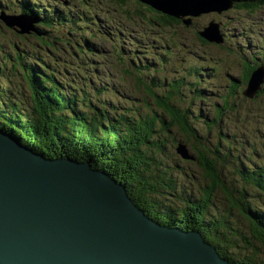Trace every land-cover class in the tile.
I'll list each match as a JSON object with an SVG mask.
<instances>
[{"label":"trees","instance_id":"1","mask_svg":"<svg viewBox=\"0 0 264 264\" xmlns=\"http://www.w3.org/2000/svg\"><path fill=\"white\" fill-rule=\"evenodd\" d=\"M17 1L25 6L13 3L7 5L5 2H0V14L3 10H10L11 7L16 12L25 13H28L27 8H41L44 14L41 10H38V13L31 11L29 14L44 17L38 18L43 25L52 24V22L61 25L65 20V23L72 28H82L88 25L69 22L71 16L63 13L53 15L51 21L48 14L56 10L55 3L66 7L64 3L66 1L68 7H71L74 2H77L95 10L101 9L102 5L110 10L114 7L112 2L121 6L126 14L123 13V17L118 16L117 9L109 19L108 14L106 15V21L101 16L106 29L99 32L95 29L94 37L97 40L101 39L103 43L105 40L111 41L115 51L112 53L115 60L110 61L122 67L124 79H120V83H106L105 87L102 86L105 83L98 85L95 91L101 94L113 93L117 98L122 97L127 92L123 86L127 78L133 81L136 89L144 93L145 102L142 109H132L123 108L119 104L104 99H99L100 101L80 100L74 93L67 95L63 93V90L59 91L58 81L53 75L56 67L53 70L52 65L42 58V54L39 53L37 56L39 57L37 66L16 55L15 58L19 61L21 71L24 72L23 78L29 89V96L32 98V109L26 113L30 115H22L16 109L18 108L17 99L10 90L8 80L0 78V107L9 112L6 117L0 116V129L11 134L21 144L46 157H69L77 161H87L93 168L109 173L125 186L130 198L143 209L146 215L168 227L199 231L205 240L216 248L220 256L236 264H264V259L259 261L257 258L261 245L264 246V165L257 164L250 167L244 164L245 166L241 165L233 171L235 176L226 173L228 162L224 155H227L230 149L226 147L228 151L225 152L221 138L226 139L228 135L220 131L219 139L216 140L213 134L208 135L207 131L205 136L203 133L198 134L192 120L194 117L192 112L188 107L181 105V100L178 98V96L183 99L184 96L187 97L185 92H180V87L186 84V81L184 76L175 75V73L186 69L187 66L183 64L171 71L173 75L167 79V82L156 76L155 70H158V66L162 63L167 64L169 51L173 53L170 47L178 45L176 39L169 38L162 25L169 22L179 24L182 23L181 20L177 21L173 17L156 11L158 15H162L160 17L154 14L153 9L148 5L143 6L145 12L156 16L155 18L144 16L142 12L132 14L131 17L128 11L130 8H126V0L109 2L47 0L52 5L48 3L45 6L42 2ZM134 1L143 5L137 0ZM235 5V7L255 9L259 5H264V0H236ZM142 19L149 20L146 28L141 23L139 24ZM0 22H2L1 19ZM5 26L17 33L15 28ZM138 26L139 35H135L134 30ZM35 32L30 34L45 44L49 43V37L56 34L50 30ZM9 37L13 38V36ZM147 37L161 40V42L156 41L157 44L151 50V54L143 55V40ZM122 40L130 41L133 47L126 48ZM54 41L58 43L59 37ZM200 41L207 44L201 38ZM87 43L88 41L85 40L84 46H79L77 52L85 51L92 56L98 52L102 62L108 60V58L104 59L105 55L100 51H94L96 46L93 42L89 45ZM18 50L23 53L29 49L22 45ZM259 51L260 60L253 63L247 62L245 56L240 55L239 59L245 64L241 84H245L254 68L264 65V43ZM149 56L151 59H148ZM91 64L95 63L91 62ZM192 68H189V71ZM105 71L109 73V76L111 75L108 68ZM166 72L169 73V70ZM196 74L199 73L196 72ZM198 83L199 80L189 83V86L193 88L191 92L194 96L203 97L205 90L198 87ZM235 83H232L233 88H236ZM160 87L163 88L162 92L157 91ZM263 93L264 90L261 88L252 99H247L249 103L257 104L254 109L259 107L257 98ZM149 101H152L154 108ZM226 104L228 105V100L222 101L221 98L218 106L214 107L215 118L209 119L208 131L213 121L216 122L224 112ZM15 119H20L23 125L18 128V131L13 129L12 122ZM171 128L187 140L193 138L198 141L199 146H193L194 150L192 149L194 154L188 148L191 159H183L175 150V153L183 160L196 161L202 170L205 182L195 191L185 189L184 183L175 174L174 166L166 162V156L168 157L173 148L172 140L167 137V132H170ZM263 130L264 126L261 129L257 128L255 135L264 134ZM233 136H235L234 133H231L228 137L233 138ZM207 137H210L212 143ZM183 140H177V145L179 142L184 143ZM262 152L256 151L254 154L257 158H261ZM255 193L262 199L257 198ZM219 194L222 195L229 210L236 211L246 224L240 227L234 225L226 215L228 213L216 211L214 205Z\"/></svg>","mask_w":264,"mask_h":264},{"label":"rangeland","instance_id":"2","mask_svg":"<svg viewBox=\"0 0 264 264\" xmlns=\"http://www.w3.org/2000/svg\"><path fill=\"white\" fill-rule=\"evenodd\" d=\"M6 1L7 0H0V2ZM8 1L18 6L21 4L25 6L23 3H18L17 0ZM102 1L109 2L111 0ZM112 4L114 7L110 10H108L106 6L103 7V5L101 9L95 10L89 8L85 4L77 2H74L71 7H68V3L66 7L61 5L62 8H57L56 11L49 14V17L52 18V16L57 13H63L71 16L69 22L88 26L72 28L65 23V20L62 21L61 25L54 22H52V24L43 25L41 22L36 21L35 26L56 33L49 37V43L47 44L38 41L33 34H30L32 32H17L20 34L19 35L11 28H7L4 23L0 22V78L8 80L10 90L17 99L18 108L16 109L22 115H30L26 113L30 112L32 109V98L29 96V89L23 78L24 72L23 70L21 71L19 61L15 56L19 55L29 63H33L37 66L39 60L37 56H39V53L43 55L42 58L46 59L49 64L52 65L53 70L54 67H56V71L54 70L55 74L53 75L58 81L59 85L57 87L60 92L63 90V93L67 95H69V93H74L80 100L92 99L96 101L104 99L119 104L123 108H143L145 95L139 89L135 88L131 79L126 78V81H124L123 86L127 92L126 94L122 92L124 93L122 97L117 98L113 93L108 92H106L107 94L96 92L98 85L105 83L102 85L105 87L106 83H120V79H124L122 67L110 61L115 60L112 54L115 51L113 50L111 41L105 40L103 43L101 39L97 40L94 37L95 29H97V32L106 29L103 20L106 21L107 14L108 19L117 9L118 16L123 17L122 14H126V11H124L121 6L113 2ZM144 5L145 4L140 5L134 0H126V8H130L128 11L131 17L132 14L136 15L142 12L144 16L148 15L155 18L156 16L145 12ZM11 9V11L7 10L10 14L21 13V11L16 12L12 7ZM61 9L62 12H59ZM38 10H41V8L26 9L28 13L31 11L38 13ZM152 12L158 15L156 11L153 10ZM41 13L44 14L42 10ZM160 14L158 16L162 17L163 14ZM174 19L177 21L181 20L177 18ZM148 21L142 19V22H139V24L141 23V25L146 28ZM209 21L219 24L220 31L224 36V42L222 44H204L200 41L197 32L202 30ZM162 26L165 27V32L169 35L170 39H176L178 41V45L170 47L173 53L169 51L167 54V64L162 63L158 66V70H155L156 76L162 81L167 82V79L173 75L171 71L181 67L183 64L187 66L186 69H181L175 73V75H182L185 77L186 84L180 87V92H185L184 94L187 97L184 96L183 99L177 96L181 100L178 99L181 105L188 107L192 112L194 116L192 120L197 128L198 134L203 133L205 136V132L207 131L209 132L208 135L212 133L216 140L219 139L220 131L228 136H230L231 133L235 135L233 138H229L228 136L226 139L221 138L222 148L226 150V147H229L230 149L229 153H227L228 150H226L225 152L227 155H224L228 162L226 173L233 175V171L244 164L250 167L257 164L264 165V134L255 135L256 129H261L264 126V93L257 98L259 107L254 109V106H257V104L249 103L247 100L253 97L248 98L242 94V90L245 88L247 81L245 84H241L245 64L243 60L239 59L240 55H244L247 62L253 63L261 58L259 50L260 46L264 43V5H259L258 8L255 9H246L241 6L235 7L233 5L219 14L217 12L200 14L194 19L192 18L189 26H184L182 23L176 24L175 22H169ZM112 30L117 32L114 28H112ZM134 34L139 35V26L135 28ZM9 36H13V38ZM56 36L59 37L58 43L54 41V39H57ZM85 40L88 41L87 45L93 42L96 46V50L94 51H100V53L105 55L104 59L108 58V60L102 62L98 52H95L93 56L85 51V54L84 52L78 53L79 46H84ZM156 41L161 42V40H153L150 37L143 40V55L151 54V50L157 44ZM122 42L126 48L133 47L128 40H122ZM22 45H25L29 50L21 53L18 49H20ZM6 54H8V56H5ZM179 58H183L184 60L181 61ZM148 59H151V56H149ZM91 62L95 64H91ZM191 67L193 68L189 71ZM106 68H108V72L111 74L110 76L109 73L105 71ZM166 70H169V73L166 72ZM147 72L150 74L149 70H147ZM196 72L199 74L197 75ZM197 80H199L197 86L205 90L203 97L194 96L191 92L193 88L189 86V83H193ZM232 83L236 84V88L232 87ZM262 89L264 90V83L262 84ZM157 91L162 92L163 88H157ZM81 96L83 98H81ZM175 98L177 97L175 96ZM221 98L222 101L227 99L228 105L226 104L224 112L216 122L213 121L208 131L207 126H209V119L213 120L215 118L214 113L216 112L214 111V107L216 108L218 106ZM149 102L154 108L152 101ZM8 114L9 112L7 110L0 107V116L6 117ZM12 123L13 129L16 131L23 126L20 123V119H15ZM167 133L168 139L172 140L173 148H171L168 157L166 156V162L174 166L175 174L178 176L179 180L184 183L185 189L192 191L197 190L205 182L201 168L197 165L196 161H185L179 157L175 153V148L177 147V140L184 139V143L187 144L188 148L191 149L190 152L193 153V146H199L198 141L193 138L187 140L177 131L172 130V128L170 132ZM262 133H264V130ZM207 139L211 141L210 137H207ZM168 146H170V144H168ZM256 151H263V154L260 155L261 158L255 156L254 152ZM165 152H167V150H165ZM255 196L262 199V197L256 193ZM214 207L219 213H228L226 215L229 217L232 224L239 227L246 224L236 211L229 210L222 195L219 194L217 196ZM244 228H246V226H244ZM257 255L259 261L260 259H264L263 245H261V250Z\"/></svg>","mask_w":264,"mask_h":264},{"label":"water","instance_id":"3","mask_svg":"<svg viewBox=\"0 0 264 264\" xmlns=\"http://www.w3.org/2000/svg\"><path fill=\"white\" fill-rule=\"evenodd\" d=\"M189 26L192 17L218 14L231 0H137ZM4 14V13H3ZM18 31H37L35 19L3 17ZM197 35L222 44L210 22ZM264 83L254 68L242 94L252 98ZM191 159L186 144L175 148ZM0 264H234L197 230L168 227L149 218L109 173L87 161L49 158L0 129Z\"/></svg>","mask_w":264,"mask_h":264},{"label":"bare ground","instance_id":"4","mask_svg":"<svg viewBox=\"0 0 264 264\" xmlns=\"http://www.w3.org/2000/svg\"><path fill=\"white\" fill-rule=\"evenodd\" d=\"M9 4V3H8ZM7 4V5H8ZM209 12H214V11H207V12H203V13H200V14H205V13H209ZM199 14V15H200ZM23 15V14H22ZM198 14L197 15H195L194 17H192L193 19L195 18V17H197V16H199ZM4 16H7V14H3V13H1L0 14V19H1V21L5 24V25H7L8 27H13V28H15L16 29V31L17 32H19L18 30H17V28H16V26L15 25H13V26H9L5 21H4V19H3V17ZM210 22H212V21H209L205 26H208L209 25V23ZM33 31H35V30H32L31 32H33ZM19 33H21V32H19ZM24 33V32H23ZM4 132V131H3ZM17 141V140H16ZM19 144H21L19 141H17ZM67 158H69V157H67ZM117 182H119L121 185H123L120 181H117ZM123 187L125 188V186L123 185ZM126 189V188H125ZM140 208V207H139ZM141 209V208H140ZM143 210V209H142ZM146 214V213H145ZM148 216V215H147ZM149 217V216H148ZM149 218H151V217H149ZM152 219V218H151ZM208 242V241H207ZM209 243V242H208ZM211 244V243H210ZM212 245V244H211ZM213 246V245H212ZM214 247V246H213ZM215 248V247H214ZM215 250H216V248H215ZM216 252L218 253V251L216 250ZM219 254V253H218ZM220 255V254H219ZM234 263V262H233ZM234 264H236V263H234Z\"/></svg>","mask_w":264,"mask_h":264}]
</instances>
